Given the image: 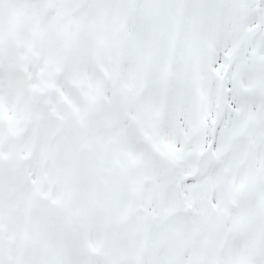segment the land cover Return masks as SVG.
<instances>
[{"label": "snow or ice", "instance_id": "1", "mask_svg": "<svg viewBox=\"0 0 264 264\" xmlns=\"http://www.w3.org/2000/svg\"><path fill=\"white\" fill-rule=\"evenodd\" d=\"M0 264H264V0H0Z\"/></svg>", "mask_w": 264, "mask_h": 264}]
</instances>
